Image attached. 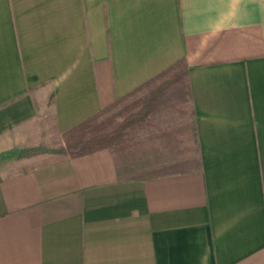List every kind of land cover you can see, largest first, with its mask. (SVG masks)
Listing matches in <instances>:
<instances>
[{"label":"crops","instance_id":"obj_1","mask_svg":"<svg viewBox=\"0 0 264 264\" xmlns=\"http://www.w3.org/2000/svg\"><path fill=\"white\" fill-rule=\"evenodd\" d=\"M138 92L133 165L31 153ZM0 264H264V0H0Z\"/></svg>","mask_w":264,"mask_h":264},{"label":"trees","instance_id":"obj_2","mask_svg":"<svg viewBox=\"0 0 264 264\" xmlns=\"http://www.w3.org/2000/svg\"><path fill=\"white\" fill-rule=\"evenodd\" d=\"M166 75L167 85L168 84H179L187 77V70L186 64L184 60H180L172 65L170 68L165 70L161 73L158 77ZM123 103V102H121ZM119 105H115L111 108L104 109L99 114L93 116L91 119L87 120L84 124L97 119V117L108 110L116 108ZM145 106L138 111L133 117L126 119L125 122L120 126L119 130L116 131L114 134L111 135H100L94 136L90 139L77 142L73 145H67L66 148H58V149H33L31 153H38L41 151H49L58 154H69L71 156L82 155L86 153H90L99 149H109L113 154L116 162L117 168H123L124 166L128 165L129 163L133 165V158L134 156L138 155L140 149L144 145V139L139 136L129 135L133 130H137V128L146 120L147 114L145 113ZM83 124V125H84ZM129 135V136H128ZM123 136H127L126 140ZM120 140H122L120 142ZM125 140V141H124ZM115 141V142H114ZM113 145L110 146V143ZM120 142V143H119ZM132 160V161H131ZM133 168H136L132 166Z\"/></svg>","mask_w":264,"mask_h":264},{"label":"rangeland","instance_id":"obj_3","mask_svg":"<svg viewBox=\"0 0 264 264\" xmlns=\"http://www.w3.org/2000/svg\"><path fill=\"white\" fill-rule=\"evenodd\" d=\"M164 78H166V75L158 77V79H164ZM143 98H144V95L141 96L139 92L135 93L131 99L127 100L126 102L121 103L120 106L113 108L111 110H108L107 112L101 113L97 117V119H94L82 125L78 129V131L80 132L78 133L79 134L78 142L90 139L91 137H94V136L114 134L116 131L119 130L120 126L123 124V122H125L126 119H129L131 117L134 118L133 116L138 111L141 110V107H142L141 104H142ZM148 124L149 123L147 122H143L137 128V130H133L129 135L141 137L145 131V128L149 126ZM126 137L127 136L125 137L123 136L122 139L125 138L126 140ZM121 141L122 140H120V142ZM114 142L113 143L111 142L110 146L113 145ZM66 146L64 148H66Z\"/></svg>","mask_w":264,"mask_h":264}]
</instances>
